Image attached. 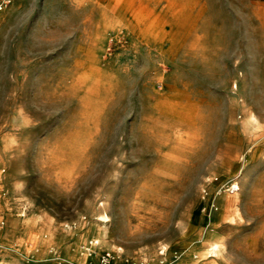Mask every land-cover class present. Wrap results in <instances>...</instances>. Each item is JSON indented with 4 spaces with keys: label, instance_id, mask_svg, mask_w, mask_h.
I'll return each mask as SVG.
<instances>
[{
    "label": "rangeland",
    "instance_id": "obj_1",
    "mask_svg": "<svg viewBox=\"0 0 264 264\" xmlns=\"http://www.w3.org/2000/svg\"><path fill=\"white\" fill-rule=\"evenodd\" d=\"M106 255L264 264V0L0 9V264Z\"/></svg>",
    "mask_w": 264,
    "mask_h": 264
},
{
    "label": "built area",
    "instance_id": "obj_2",
    "mask_svg": "<svg viewBox=\"0 0 264 264\" xmlns=\"http://www.w3.org/2000/svg\"><path fill=\"white\" fill-rule=\"evenodd\" d=\"M10 2H11V0H0V9L5 8ZM108 260L109 259H108L107 255L102 257L101 264H109Z\"/></svg>",
    "mask_w": 264,
    "mask_h": 264
},
{
    "label": "bare ground",
    "instance_id": "obj_3",
    "mask_svg": "<svg viewBox=\"0 0 264 264\" xmlns=\"http://www.w3.org/2000/svg\"><path fill=\"white\" fill-rule=\"evenodd\" d=\"M233 186L235 187V185H234V184L232 185V187H233Z\"/></svg>",
    "mask_w": 264,
    "mask_h": 264
}]
</instances>
